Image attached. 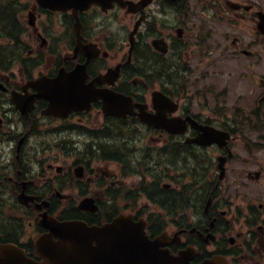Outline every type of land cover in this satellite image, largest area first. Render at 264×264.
Returning a JSON list of instances; mask_svg holds the SVG:
<instances>
[{
    "label": "flooded vegetation",
    "instance_id": "1",
    "mask_svg": "<svg viewBox=\"0 0 264 264\" xmlns=\"http://www.w3.org/2000/svg\"><path fill=\"white\" fill-rule=\"evenodd\" d=\"M141 1L110 0L106 11L93 5L76 20L10 0L0 22V243L35 258L33 242L47 232L42 213L96 226L122 213L143 218L150 239L166 233L171 254L193 247L191 264H264V141L242 136L249 130L238 119L220 123L209 104L191 111L196 93L188 91L190 79L209 76L198 65L210 66L204 56L217 50L220 24L252 23L264 43L256 29L264 8L260 0H151L128 12ZM80 66L83 85L122 95L120 113H132L106 116L100 99L69 111L61 79ZM155 91L171 106L153 100ZM141 115L161 119L146 124ZM189 119L230 139L192 143L199 133ZM86 198L95 211L80 208Z\"/></svg>",
    "mask_w": 264,
    "mask_h": 264
},
{
    "label": "water",
    "instance_id": "2",
    "mask_svg": "<svg viewBox=\"0 0 264 264\" xmlns=\"http://www.w3.org/2000/svg\"><path fill=\"white\" fill-rule=\"evenodd\" d=\"M40 5L58 10H69L76 18L78 11L85 9L97 0H36ZM104 1L105 0H98ZM110 2V0H106ZM102 3V2H101ZM264 21V15L262 17ZM88 47V46H86ZM91 56H88L90 59ZM83 68L80 66L73 72V82H70L71 95L80 93L78 85L82 86ZM81 78V80H79ZM100 79H97L99 81ZM76 83V84H75ZM62 90V95L68 93ZM64 97L75 102L71 95ZM96 97L108 98L106 94H96ZM92 98L86 101L88 104ZM84 104V105H86ZM72 107H79L73 105ZM209 133L212 130L204 128ZM215 134H217L215 132ZM198 141V140H196ZM201 140L198 142L200 143ZM202 140L203 144L211 143ZM218 141L219 140H215ZM87 209V206H86ZM40 224L48 229V233L40 236L34 243L35 253L41 261L28 258L24 252L12 244H0V264H189L190 252H184L179 257L172 258L158 249L160 239L149 241L144 233V223L133 222L132 218L119 216L111 224L101 227L87 226L82 222H57L46 213L42 214ZM54 237L57 240H54ZM202 264H213L211 261Z\"/></svg>",
    "mask_w": 264,
    "mask_h": 264
},
{
    "label": "rangeland",
    "instance_id": "3",
    "mask_svg": "<svg viewBox=\"0 0 264 264\" xmlns=\"http://www.w3.org/2000/svg\"><path fill=\"white\" fill-rule=\"evenodd\" d=\"M255 1L258 0L253 2ZM259 3L264 8V0H260ZM3 4L5 3L0 2L1 6ZM25 16L27 17L25 12H22L23 22ZM218 31L219 36L216 40L219 46L216 52L209 55L214 60L212 68L215 70L213 73L209 72L213 74L212 77H201L202 80H209L206 84L200 82L198 91H204L207 87L209 90L205 91L208 93L206 103L212 108H221L222 113L231 114L235 109H243L245 114H251L258 110L259 115L252 117L255 121L244 124L248 127L249 133L247 130H242L241 135L253 140L264 141V100L258 103L261 96H264V43L261 40L259 45L253 44V40L257 41L258 36L253 24L247 21L240 24L239 28L237 26L230 28L220 24ZM234 38L239 39V49L232 45ZM64 42L67 43L66 37ZM241 49L254 53L251 56H244L239 51ZM195 63L193 62L192 65ZM205 64L206 61L203 64L199 63L200 71L206 72ZM188 91L193 92V86ZM200 102L196 99L192 100L191 111H196ZM132 179L133 177H130L127 183ZM186 182L188 180L183 181V183ZM139 204H145V200L141 199Z\"/></svg>",
    "mask_w": 264,
    "mask_h": 264
},
{
    "label": "trees",
    "instance_id": "4",
    "mask_svg": "<svg viewBox=\"0 0 264 264\" xmlns=\"http://www.w3.org/2000/svg\"><path fill=\"white\" fill-rule=\"evenodd\" d=\"M8 5H5V8L7 7ZM5 12V11H4ZM174 199H176V198H174Z\"/></svg>",
    "mask_w": 264,
    "mask_h": 264
}]
</instances>
